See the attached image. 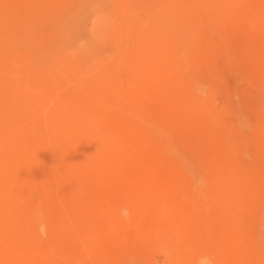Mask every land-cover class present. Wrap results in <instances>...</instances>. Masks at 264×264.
I'll return each instance as SVG.
<instances>
[{"label":"rangeland","instance_id":"rangeland-1","mask_svg":"<svg viewBox=\"0 0 264 264\" xmlns=\"http://www.w3.org/2000/svg\"><path fill=\"white\" fill-rule=\"evenodd\" d=\"M203 257L264 264V0H0V264Z\"/></svg>","mask_w":264,"mask_h":264},{"label":"clouds","instance_id":"clouds-1","mask_svg":"<svg viewBox=\"0 0 264 264\" xmlns=\"http://www.w3.org/2000/svg\"><path fill=\"white\" fill-rule=\"evenodd\" d=\"M200 264H212V259L210 257H203Z\"/></svg>","mask_w":264,"mask_h":264},{"label":"bare ground","instance_id":"bare-ground-1","mask_svg":"<svg viewBox=\"0 0 264 264\" xmlns=\"http://www.w3.org/2000/svg\"><path fill=\"white\" fill-rule=\"evenodd\" d=\"M180 2V1H179ZM180 4H181V2H180ZM181 11V10H180ZM175 15V14H174ZM167 30H168V28H167ZM164 34H165V32H164ZM167 36V35H166ZM174 43V42H173ZM30 113H31V111H30ZM101 144V143H100ZM102 145V144H101ZM103 146V145H102ZM94 149V148H93ZM26 153V152H25ZM38 153V152H37ZM19 156V155H18ZM28 156V155H27ZM21 157V156H20ZM26 157V156H25ZM18 158V157H17ZM31 158V157H30ZM21 159V158H20ZM25 160V159H24ZM23 160V161H24ZM77 160V159H76ZM89 160V159H88ZM99 160V159H98ZM13 161V160H12ZM14 161H16V160H14ZM28 161V160H27ZM81 161H83V159L81 160ZM32 162V161H31ZM72 162H73V160H72ZM16 163H17V161H16ZM30 163V162H29ZM33 164V163H32ZM5 166V165H4ZM6 166H8L7 164H6ZM32 166V165H31ZM7 168V167H6ZM6 171V170H5ZM11 173V172H10ZM10 173H8L9 175H10ZM13 173V172H12ZM6 174V173H5ZM13 176V175H12ZM14 177V176H13ZM3 178V177H2ZM10 178V177H9ZM5 179V178H4ZM8 179V178H7ZM11 179H12V177H11ZM6 180V179H5ZM10 181V180H9ZM3 183V182H2ZM4 184V183H3Z\"/></svg>","mask_w":264,"mask_h":264}]
</instances>
